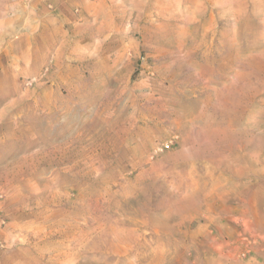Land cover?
I'll use <instances>...</instances> for the list:
<instances>
[{"label": "rangeland", "instance_id": "374dc122", "mask_svg": "<svg viewBox=\"0 0 264 264\" xmlns=\"http://www.w3.org/2000/svg\"><path fill=\"white\" fill-rule=\"evenodd\" d=\"M0 264H264V0H0Z\"/></svg>", "mask_w": 264, "mask_h": 264}]
</instances>
